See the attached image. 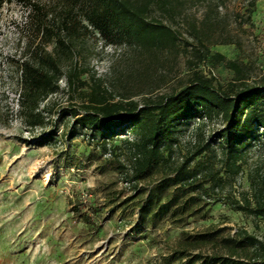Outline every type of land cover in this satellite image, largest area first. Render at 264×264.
Instances as JSON below:
<instances>
[{"label": "rangeland", "instance_id": "obj_1", "mask_svg": "<svg viewBox=\"0 0 264 264\" xmlns=\"http://www.w3.org/2000/svg\"><path fill=\"white\" fill-rule=\"evenodd\" d=\"M28 1L44 7L50 0ZM180 2L173 18L157 9L150 14L179 33L177 46L161 62H142L128 47L104 46L89 35L76 55L77 63L89 70L82 80L90 85L94 72L116 98L138 102L180 91L193 73L224 87L235 74L225 62H216L212 56L217 54L235 61L248 84L264 80V0L255 1L249 21L244 0ZM30 14L23 0L0 3V264H200L197 256L203 261L228 255L219 240H237L240 232L264 243V218L236 209L245 206V197L254 201V188L264 178V129L253 127L240 145L236 167L230 168L217 137L221 119L212 117L201 126L191 119L177 128L167 165L133 181V155L125 143L133 139L131 132L107 140L59 116L61 109L80 105L82 97L68 91L64 80L60 92L41 105L47 124L28 127L18 65L28 44L38 43L30 34ZM191 23L206 36L204 60L197 56L204 49L190 35ZM51 49L45 45L47 52ZM263 110L264 102H258L247 116ZM42 141L45 145L39 146ZM201 145L208 150L196 156ZM187 159L200 175L194 187L185 185L181 202L197 199L194 211L156 227L139 225L138 208L146 192ZM89 204L102 207L103 213L86 227L72 210L78 206L88 214ZM208 233L219 240L195 244L188 238Z\"/></svg>", "mask_w": 264, "mask_h": 264}, {"label": "trees", "instance_id": "obj_2", "mask_svg": "<svg viewBox=\"0 0 264 264\" xmlns=\"http://www.w3.org/2000/svg\"><path fill=\"white\" fill-rule=\"evenodd\" d=\"M23 1L31 8L30 34L33 40H38L35 46L32 42L28 44L25 58L18 65L20 104L28 127L42 128L47 124V110L41 105L60 92L59 83L64 80L68 91H79L82 97L80 105L61 109L59 116L107 140L125 131L131 132L133 139L125 143L133 155V181L167 165L177 128L191 119H197L200 126L212 117L221 119L223 127L217 137L230 168L236 167L240 145L252 134L253 127L263 131L264 110L251 116H247V111L258 102H264V80L248 84V76L242 68L235 61H225L220 54L212 57L217 63L225 62L226 68L234 72L233 82L224 87L215 86L211 79L193 73L180 91L156 100L146 97L138 102L126 96L116 98L113 90L104 87L103 80L94 72L90 74V85L82 80L89 70L77 63L76 55H80V43L89 35L97 36L104 46L128 47L142 62L151 61L154 66L161 62L164 53L177 46L179 33L150 14L157 9L173 18L179 13L180 0H50L44 7ZM244 1L249 21L256 0ZM189 29L190 35L204 49V52L197 50L198 58L204 60L208 54V48L203 45L206 36L192 23ZM48 44L52 45L50 52L45 50ZM205 150H208L207 145L199 146L196 156ZM188 164L187 159L146 192L138 208L139 225L156 227L164 220L182 219L194 211L197 199L181 202L185 185L194 187L200 175L197 168H189ZM253 197L252 203L243 198L245 206H237V211L248 209L249 213L264 218V178L254 188ZM87 207L88 214L78 206H73L72 210L86 227L103 213L102 207L92 204ZM188 238L195 244L219 240L212 233ZM219 241L227 248L228 255H212L203 261L197 256L196 261L200 264H264V243L254 236L240 232L237 240Z\"/></svg>", "mask_w": 264, "mask_h": 264}]
</instances>
